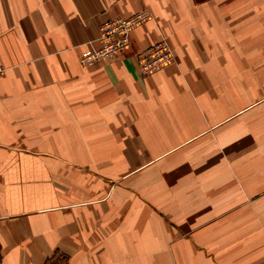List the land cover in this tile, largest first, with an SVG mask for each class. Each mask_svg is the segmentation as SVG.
Masks as SVG:
<instances>
[{"label": "crops", "instance_id": "obj_1", "mask_svg": "<svg viewBox=\"0 0 264 264\" xmlns=\"http://www.w3.org/2000/svg\"><path fill=\"white\" fill-rule=\"evenodd\" d=\"M0 66V264H264V0H0Z\"/></svg>", "mask_w": 264, "mask_h": 264}, {"label": "built area", "instance_id": "obj_2", "mask_svg": "<svg viewBox=\"0 0 264 264\" xmlns=\"http://www.w3.org/2000/svg\"><path fill=\"white\" fill-rule=\"evenodd\" d=\"M146 18L147 14L138 12L129 17L114 16L103 21L98 36L81 52L80 64L91 66L128 49L132 30ZM137 60L139 73L146 76L175 63V55L169 44L162 39L139 52Z\"/></svg>", "mask_w": 264, "mask_h": 264}, {"label": "rangeland", "instance_id": "obj_3", "mask_svg": "<svg viewBox=\"0 0 264 264\" xmlns=\"http://www.w3.org/2000/svg\"><path fill=\"white\" fill-rule=\"evenodd\" d=\"M138 12H141V13H145V14H147V18L141 23V24H143L144 22H146L147 20H152L153 19V14L149 11V10H146V9H142V10H138V11H136L135 13H133L132 15H134V14H136V13H138ZM131 15V16H132ZM140 24V25H141ZM140 25H138V26H140ZM137 26V27H138ZM136 27V28H137ZM133 31V30H132ZM99 34V33H98ZM162 39H164L168 44H169V46H170V48L172 49V51L174 52V49H173V47H172V45H171V43H170V41L168 40V38L167 37H165V36H162V38H160L159 40H157V41H155L154 43H156V42H158V41H160V40H162ZM154 43H152V44H154ZM131 44V43H130ZM152 44H150L149 46H151ZM149 46H147V47H149ZM146 47V48H147ZM145 49V48H144ZM144 49H142V50H144ZM142 50H140L139 52H141ZM138 52V53H139ZM121 53V52H120ZM137 53V54H138ZM174 55H175V52H174ZM136 57H137V55H136ZM138 61V60H137ZM101 62V61H100ZM175 62H176V56H175ZM98 63V62H97ZM174 64V63H173ZM3 68L0 66V74L3 72Z\"/></svg>", "mask_w": 264, "mask_h": 264}]
</instances>
